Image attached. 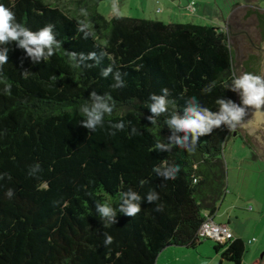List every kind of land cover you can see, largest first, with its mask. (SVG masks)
<instances>
[{
    "label": "trees",
    "instance_id": "16d2710c",
    "mask_svg": "<svg viewBox=\"0 0 264 264\" xmlns=\"http://www.w3.org/2000/svg\"><path fill=\"white\" fill-rule=\"evenodd\" d=\"M100 1L0 0L33 31L53 25L62 43L40 63L15 42L8 45L2 76L11 84V95L4 94L0 80V174H7L0 179V264H155L166 246L195 247L205 214L214 217L224 199L223 147L232 135L226 126L201 136L192 152H158L155 144L167 142L171 133L165 120L183 115L189 97L214 112L217 98L241 103L225 87L235 74L228 34L209 24L105 17L97 10ZM255 15L263 41L264 9ZM80 21L89 24L88 39L77 32ZM65 50L108 55L99 66L74 68ZM110 64L126 73L125 87L114 90L111 76L100 75ZM213 82L212 91L202 93ZM163 88L169 91L168 112L152 125L146 106ZM92 91L109 94L115 105L105 129L94 133L80 125L79 113ZM121 120L125 130L109 136L108 121ZM132 126L136 135L130 134ZM165 163L180 166L175 180L163 181L154 173ZM36 164L41 171L29 176ZM8 189L14 191L11 199ZM128 190L141 196V211L135 217L118 212L116 223L104 227L95 204L118 208L119 194ZM152 191L159 200L149 204L146 194ZM157 204L162 211L155 210ZM104 232L114 238L108 247ZM214 250L220 251L217 264H242L246 246L235 237L215 243Z\"/></svg>",
    "mask_w": 264,
    "mask_h": 264
},
{
    "label": "clouds",
    "instance_id": "9594fccd",
    "mask_svg": "<svg viewBox=\"0 0 264 264\" xmlns=\"http://www.w3.org/2000/svg\"><path fill=\"white\" fill-rule=\"evenodd\" d=\"M194 13L196 11L193 5L189 6ZM113 14L117 17L120 15V8L118 0H113L112 3ZM86 14L85 10H82ZM54 26L48 24L36 31L26 27L23 23L17 22L15 13L10 9L0 4V80H3L2 70L3 65L8 63V45L15 42L16 47L25 51L33 63H40L41 61H48L60 48L62 43L56 39L53 31ZM77 32L83 34L84 39H88L92 33L89 30V24L80 21L78 23ZM65 55L71 62L74 68H92L99 66L102 60L108 55L105 50L85 53L67 52ZM91 62V63H90ZM28 70L21 74L27 76ZM100 75L103 78L111 76L113 83L110 85L112 89H120L125 87V81L120 71H114L110 64L104 68ZM56 79L55 76L52 77ZM4 82V94L11 95V84L6 80ZM215 87V83L209 84L202 89V93L207 94ZM227 89L236 92L241 100L240 106L230 99L217 98L215 103L218 105L217 111H212L204 107L196 97H189L185 101L183 108V115L177 113L172 114L165 120L167 128L171 135L167 138V142L158 141L155 144V149L158 152L172 153L174 148L192 152L197 145L201 136L211 134L214 129H219L221 126H226L229 131H234L238 126H242L243 118L246 115V108L251 107L260 112L264 107V75L253 74L245 72L239 76L233 74V79L230 84L225 85ZM169 91L167 88L161 89V94H151L149 97L150 103L147 104L151 115L146 119L155 125L157 118L168 112ZM90 103H85L80 106L79 113L84 118L80 121V125L89 132L94 133L97 129H105V117L110 116L114 109L112 97L109 94L98 95L92 91L89 95ZM128 124H131L129 121ZM126 123L121 120L113 123L108 121L106 129L109 136H115L117 132L125 130ZM137 128L131 127V135L137 134ZM182 133L183 135H179ZM177 154H179L177 152ZM178 164H163L153 169L157 177L162 178L163 181L175 180L180 172ZM41 171L38 164L29 168L28 175L35 177ZM7 174H0V179H3ZM10 179V177H9ZM143 183V182H142ZM5 195L11 199L14 196V191L8 189ZM141 196L132 190L121 192L119 194V207L114 208L107 202H97L95 204L96 213L103 222L104 227L116 223L117 213H121L128 217H135L140 211ZM159 200V194L155 191L146 194V202L149 204L156 203ZM157 212L163 210V205L157 204ZM103 245L108 247L113 244L114 238L104 232ZM251 242H254L251 241ZM250 242V243H251Z\"/></svg>",
    "mask_w": 264,
    "mask_h": 264
},
{
    "label": "rangeland",
    "instance_id": "374dc122",
    "mask_svg": "<svg viewBox=\"0 0 264 264\" xmlns=\"http://www.w3.org/2000/svg\"><path fill=\"white\" fill-rule=\"evenodd\" d=\"M112 3L113 0H102L97 10L105 17L113 16ZM118 5L123 16L221 28L228 34V43L235 52L234 72L239 76L243 74L244 41H248V36L254 41L258 39L255 11L264 9V0H118ZM190 5L195 7L194 13ZM239 131L245 134L242 126ZM223 159L226 192L213 220L228 225L233 235L245 242L242 264H259V256L264 251V160L252 146L235 135L225 142ZM252 238L254 242L247 244ZM215 243L203 239L195 247L166 246L155 264H217L221 256L220 251L214 250Z\"/></svg>",
    "mask_w": 264,
    "mask_h": 264
},
{
    "label": "water",
    "instance_id": "95a60500",
    "mask_svg": "<svg viewBox=\"0 0 264 264\" xmlns=\"http://www.w3.org/2000/svg\"><path fill=\"white\" fill-rule=\"evenodd\" d=\"M258 49L263 55L260 75H264V40ZM242 123H244L242 125L245 130L244 137L264 160V107L260 109V112H256L251 107L246 108V115ZM259 264H264V251H261L259 256Z\"/></svg>",
    "mask_w": 264,
    "mask_h": 264
},
{
    "label": "built area",
    "instance_id": "2783aa9c",
    "mask_svg": "<svg viewBox=\"0 0 264 264\" xmlns=\"http://www.w3.org/2000/svg\"><path fill=\"white\" fill-rule=\"evenodd\" d=\"M250 208L249 206L248 209ZM196 235L199 240L211 239L220 244H225L235 238L228 225L215 223L213 215L208 214H205V218L197 229ZM251 241H253V238L248 239L247 244H250Z\"/></svg>",
    "mask_w": 264,
    "mask_h": 264
},
{
    "label": "flooded vegetation",
    "instance_id": "af4514ba",
    "mask_svg": "<svg viewBox=\"0 0 264 264\" xmlns=\"http://www.w3.org/2000/svg\"><path fill=\"white\" fill-rule=\"evenodd\" d=\"M244 43H246V52L243 54V58L241 60L242 73L251 72L253 74H260L263 55L258 49V47L262 44L259 32L258 39L256 41L248 36V41H244ZM234 55L235 52L233 51V56ZM255 69H257V71H255ZM231 134V136L235 135L241 139H245L244 135L239 131V126L237 129L232 131Z\"/></svg>",
    "mask_w": 264,
    "mask_h": 264
},
{
    "label": "crops",
    "instance_id": "0c3cea01",
    "mask_svg": "<svg viewBox=\"0 0 264 264\" xmlns=\"http://www.w3.org/2000/svg\"><path fill=\"white\" fill-rule=\"evenodd\" d=\"M236 237V236H235Z\"/></svg>",
    "mask_w": 264,
    "mask_h": 264
}]
</instances>
